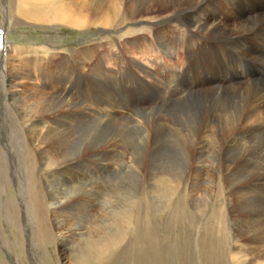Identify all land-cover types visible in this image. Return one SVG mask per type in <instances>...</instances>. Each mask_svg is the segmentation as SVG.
<instances>
[{"label": "bare ground", "instance_id": "bare-ground-1", "mask_svg": "<svg viewBox=\"0 0 264 264\" xmlns=\"http://www.w3.org/2000/svg\"><path fill=\"white\" fill-rule=\"evenodd\" d=\"M98 1L0 0V24L6 33L12 23L86 30L95 26ZM106 1L111 17L101 24L120 29L140 21V32L156 28L157 53L169 56L186 48L193 58L204 45L212 52L210 67L199 74L193 90L174 83L173 68L158 87L141 77L140 96H158L163 107L138 106L137 119L129 122L142 132L147 156L160 154L162 138L169 134L171 142L178 139L175 155L194 163L180 178H167L174 182L168 207L181 236L169 241L181 247V264H190L185 250L194 232L201 234L195 250L201 252V264H221L228 254L250 264L264 253V0ZM91 44L76 51L74 68L44 45L25 47L6 36L0 49V253L7 255H0V264L18 263L5 223L20 239L21 251L28 249L31 264H176L172 250H166L171 244L146 226L153 215L144 209L138 190L125 196L124 204L117 196L107 208H95L96 193L111 197L115 190L106 177L101 185L91 180L94 169L109 170L108 156L97 152L94 122L104 123L115 111L127 113L137 104L123 100L120 92V101L103 98L110 81L100 80L106 71L94 62ZM226 47L236 61L224 57ZM224 79L234 84L216 83ZM118 134L125 137L123 130ZM207 160H212L210 168L202 163ZM204 172L226 177L229 186L221 199L199 183L186 185L188 176ZM253 174L263 182L261 191L253 186ZM251 208L261 213L255 221L248 214Z\"/></svg>", "mask_w": 264, "mask_h": 264}, {"label": "rangeland", "instance_id": "rangeland-1", "mask_svg": "<svg viewBox=\"0 0 264 264\" xmlns=\"http://www.w3.org/2000/svg\"><path fill=\"white\" fill-rule=\"evenodd\" d=\"M108 4L109 2L106 0L105 2H101L100 0L98 1L97 10L93 16L95 22L94 28L82 30L60 25L55 28L43 27L42 29L40 27L37 28L33 25H28L25 23H21L18 26H14L12 23L9 26V39L11 40V43L13 42L21 44L25 47L37 48V46L40 45L47 46L49 51L53 50L58 52V54L61 53L64 57L65 64L67 67L69 66L71 68L76 66V51H78L80 48L83 49L92 42L91 45L95 50L94 62L99 61L100 66L106 71V79L100 80H103L104 82L107 80L105 83L110 81L108 84L110 86V88L107 89L108 91H104L103 93L105 94L101 93L103 98H112V101L114 100L113 98H116V101H120L122 100L121 97L116 94L117 92H120V94L123 96V100L128 98L130 102L134 103L135 105L137 104L136 107H134L132 110H129L127 113L121 112L120 110L115 111L116 114H114L113 119H106L104 123L103 121L99 120H95L94 122V128H97V132L94 134V142L98 145L97 152L104 153L102 155L106 154L108 156L107 164H109V170L103 171L101 168L96 170L94 169L91 180L93 181V184L100 183L101 185L103 177H106L108 182H110L108 183V186L115 190L113 191L114 194L111 193L113 197L96 193L98 198L95 200V208L98 211H100L101 208H107L109 205L108 200L115 202L117 196L118 198L120 197L119 202L124 204L125 200H123V198L128 196V194L130 195L138 190L141 195H143L142 201L143 206L145 205L144 209L147 207L146 209L148 210H146V212L149 215H153L151 216L153 222L150 221L148 224H146V226L149 225V228L154 230L156 235H163L164 242L168 241L169 244H171L166 250H172V255L174 258H176V264H181L182 260H179L182 258L181 253H183L181 251V247L180 250H178V248H175V245L169 241L173 236L175 238H180L181 236L178 233L179 223H176L174 227L173 220L171 218L172 216L168 207L169 196H167V193L169 192V185H173L174 182L172 180H167V178H172V176L174 178H180L183 170L192 167V164L194 165V163L185 159L184 157L175 155L174 151H177L178 149L173 143L178 141V139H176L174 142H171L173 139H171L172 136L169 134L162 138V140L164 139L163 142L165 143L162 149L163 151H161L162 154L160 153L153 157L147 156L145 153V144H142L141 140L142 132L140 131L139 134V131L134 127L135 122L132 124L129 122V119L131 117H136L134 116V113L138 110V106L148 105L154 107L159 106L158 108L163 107L161 104V99L157 98L158 96H151L149 93L147 94V96L150 95L149 97L140 96L139 92L143 87V85L141 86L140 84L142 78L148 79L150 85L158 87L161 86V77L167 78L168 75L171 74L169 72H172L171 68H173L176 71L174 83L182 85L187 90H193V86L196 85V81L201 79L199 78V74L204 72L206 67L210 65V61L207 59V57L208 55L211 56L212 52H207L206 46L204 45L203 49L198 51L195 50L193 58H191V54L187 52L186 48H181L174 54L170 53V57L166 51L162 50L159 51V53L161 52L159 55V53L154 51L157 49V44L153 40L154 33H152V30L155 32L156 28L149 29V31L145 30L140 32L138 30L141 27L140 21L122 26L120 29L102 25L101 22L104 19L111 17V13L107 6ZM128 29L135 30L134 34H125ZM199 45L201 44L199 43ZM147 49H149L151 52L153 51V53H149ZM222 54L228 59V56L225 54V49L222 51ZM188 59L191 64L189 63ZM193 59H195V62H193ZM217 59L218 56L215 55L213 57V63L217 62ZM155 63L158 65H155ZM142 66H145L147 70L143 72ZM151 72L153 73L151 74ZM216 83L218 85L224 84L223 80H217ZM233 84L234 83L230 84V86ZM97 92H99V90L96 89L95 94H98ZM142 92L143 91H141V93ZM182 95L183 94H180L179 96ZM95 97L96 100H98L97 95H95ZM175 103L176 101H174V104ZM171 109H173V106H170V112L172 111ZM135 119H137V117ZM124 127H126V129ZM121 130H123V133H125V137L119 134L116 135V133L119 131L121 132ZM210 162H212V160L203 161L202 163L206 167L210 168ZM120 164L121 167H118L117 165ZM197 164L199 163H196L195 165ZM168 174H171V176ZM209 174L207 172H204L201 175H196V173H193V176H188L186 178V185L190 188L194 183H199L203 189L208 187L213 191H217L219 198L221 199L220 195L222 190H225L229 186L225 183L226 177L219 174ZM253 176L251 177L254 183L253 186H255L257 190L261 191L263 189V182L260 180V176L256 174H253ZM219 178H221V181H219ZM237 178L239 180L241 179L240 177ZM242 179L244 180L245 178ZM227 180H229L230 183L232 182L231 177H228ZM17 191V187L14 186L12 194L14 195L17 193ZM4 195H8V191L7 194L5 193ZM99 199L104 200L99 201ZM3 201L4 199L2 198L1 202L3 203ZM212 201L215 202V198ZM248 210V214H251V219L254 221L257 219V216L255 215L261 214L258 211H252V208ZM254 212L255 214H253ZM233 215L234 214H232V217L235 219L236 216ZM147 220L148 215L146 216V221ZM261 226H263L261 228H264V224ZM234 229L238 230L236 225L234 226ZM5 231L7 232L9 243L13 246L14 252L11 253L15 258H17V264H31V261L29 260L30 254L28 249L24 247L23 252L21 251L18 243L20 239H17L16 236L12 235V232L6 223ZM194 233L195 234L192 235V238L188 239L189 241L191 240V248H187L185 251L189 256L188 260L190 264H201V252L195 251L199 248V239L201 234L199 232ZM218 233L220 234L221 230L218 231ZM191 251H193L194 255ZM0 255L2 259L7 258V255L3 251H1ZM230 255L232 254H228L227 260L225 262L218 254H215V257H219L222 260L223 263L221 264H239V262H237L239 261V258L237 260H235V258L231 259ZM208 258L209 261H212L210 257ZM254 259L255 260H251L250 264H264V253H262L261 257Z\"/></svg>", "mask_w": 264, "mask_h": 264}]
</instances>
